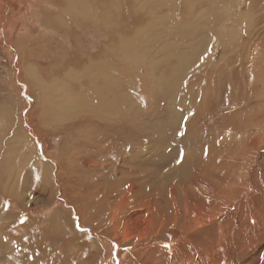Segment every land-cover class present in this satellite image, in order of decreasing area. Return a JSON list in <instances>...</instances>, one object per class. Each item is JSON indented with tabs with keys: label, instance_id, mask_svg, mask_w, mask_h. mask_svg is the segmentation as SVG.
Wrapping results in <instances>:
<instances>
[{
	"label": "rangeland",
	"instance_id": "1",
	"mask_svg": "<svg viewBox=\"0 0 264 264\" xmlns=\"http://www.w3.org/2000/svg\"><path fill=\"white\" fill-rule=\"evenodd\" d=\"M222 1L74 0L69 14L65 0L45 7L23 0L9 17L8 0H0V264H264V133L247 143L234 128L250 124L245 115L256 107L240 99L248 37L264 28V0ZM90 87L101 90L104 105L91 101ZM228 104L237 119L225 115ZM150 183L163 189L155 193ZM101 201L102 209H91Z\"/></svg>",
	"mask_w": 264,
	"mask_h": 264
},
{
	"label": "bare ground",
	"instance_id": "2",
	"mask_svg": "<svg viewBox=\"0 0 264 264\" xmlns=\"http://www.w3.org/2000/svg\"><path fill=\"white\" fill-rule=\"evenodd\" d=\"M3 2H4V0H2ZM23 0H8V8H7V11H8V16L12 13V9H13V7L17 4V3H19L20 4V2H22ZM66 1V3H64L65 4V6L63 7V11H65L66 13H69V14H75L74 13V7H73V1L74 0H65ZM224 1H226V0H224ZM224 1H222V2H224ZM228 1V0H227ZM226 1V2H227ZM241 1V0H240ZM248 1V0H247ZM263 1V0H262ZM25 2V1H24ZM29 2H32V3H34V2H36L37 4H40V5H42V6H44L46 3H50L51 2V0H29ZM230 2V1H229ZM233 2V1H232ZM238 2V1H237ZM244 2H245V0H244ZM252 2V1H251ZM259 2V1H258ZM199 3V2H198ZM225 3V2H224ZM257 3V2H256ZM36 4V6H38ZM228 4V3H227ZM235 4V3H234ZM240 4V3H239ZM250 4V3H249ZM248 4V5H249ZM22 5V4H21ZM34 5V4H33ZM76 5V4H75ZM219 5V4H218ZM220 5H222V4H220ZM224 5V4H223ZM228 5H231V4H228ZM233 5V4H232ZM231 5V6H232ZM243 5H245V4H243ZM20 6V5H19ZM83 6V5H82ZM88 6V5H87ZM87 6H86V8H87ZM200 6V5H199ZM205 6V5H204ZM204 6H202V7H204ZM240 6V5H239ZM251 6H253V5H251ZM262 6V5H261ZM16 7V6H15ZM18 7V6H17ZM22 7V6H21ZM34 7V6H33ZM45 7V6H44ZM221 7V6H220ZM223 7V6H222ZM224 7H225V5H224ZM223 7V8H224ZM228 6L226 5V8H227ZM249 7V6H248ZM4 8V7H3ZM40 8V7H39ZM49 9H50V7H48ZM53 8V7H52ZM88 8H89V6H88ZM200 8V7H199ZM231 8V7H230ZM235 8V7H234ZM238 8V7H237ZM243 8V7H242ZM257 8V7H256ZM48 9V10H49ZM188 9V8H187ZM250 9V8H249ZM4 10V9H3ZM37 10V9H36ZM35 10V11H36ZM47 10V9H46ZM47 10V11H48ZM217 10V9H216ZM227 10H228V8H227ZM233 10V9H232ZM247 10V9H246ZM260 10V9H259ZM6 11V12H7ZM15 11V10H14ZM30 11V10H29ZM34 11V10H33ZM76 11V10H75ZM83 11V10H82ZM204 11V10H203ZM223 11V10H222ZM252 11H254V13H256L255 12V10H252ZM37 12V11H36ZM35 12V16H36V13ZM39 12V11H38ZM41 12H42V10H41ZM187 12H189V11H187ZM191 12V11H190ZM209 12V11H208ZM208 12H207V14H208ZM232 12V11H231ZM246 12V11H245ZM250 12V11H249ZM262 12V11H261ZM29 13V12H28ZM40 13V12H39ZM202 13V12H201ZM236 13V12H235ZM247 13V12H246ZM245 13V14H246ZM252 13V12H251ZM21 14V13H20ZM200 14V13H199ZM204 14V13H203ZM227 14H228V12H227ZM230 14V13H229ZM1 15H3V14H1ZM50 15V14H49ZM59 15V14H58ZM83 15V14H82ZM89 15V14H88ZM218 15V14H217ZM222 15H224V14H222V12H221V16ZM254 15V14H253ZM253 15H252V17H253ZM6 16V15H5ZM19 16V15H18ZM24 16V15H23ZM31 16V15H30ZM43 16H45L44 14H43ZM78 16V15H77ZM206 16V15H205ZM232 16V15H231ZM235 16V15H234ZM4 17V16H3ZM10 17V16H9ZM12 17V16H11ZM17 17V16H16ZM29 17V16H28ZM83 17V16H82ZM207 17V16H206ZM209 17H211L210 15H209ZM208 17V18H209ZM24 18H27V16L26 17H24ZM49 18V17H48ZM51 18V17H50ZM58 18V17H57ZM213 18V17H212ZM215 18H218V17H215ZM222 18V17H221ZM225 18V17H224ZM4 19V18H3ZM9 19H11V18H9ZM44 19H47V18H44ZM80 19V18H79ZM220 19V18H219ZM241 19V18H240ZM244 19V18H243ZM1 20V19H0ZM20 20V19H19ZM72 20V19H71ZM83 20V19H82ZM87 20V19H86ZM208 20V19H207ZM231 20V19H230ZM252 20V19H251ZM46 21V20H45ZM69 21V20H68ZM209 21V20H208ZM223 21V20H222ZM234 21V20H233ZM8 22V21H7ZM13 22H14V20H13ZM13 22H11V23H13ZM39 22V21H38ZM37 22V23H38ZM47 22V21H46ZM82 22V21H81ZM207 22V21H206ZM228 22V20L226 21V23ZM41 23V22H40ZM43 23V22H42ZM41 23V24H42ZM71 23V22H70ZM238 23V22H237ZM247 23V22H246ZM4 24V25H3ZM9 24V23H8ZM14 24V23H13ZM82 24V23H81ZM200 24V23H199ZM217 24V23H216ZM230 24V23H229ZM232 24H233V22H232ZM236 24V23H235ZM248 24V23H247ZM11 25V24H10ZM45 25V24H44ZM3 26H5V23H4V21H2L1 20V22H0V33H3ZM232 26V25H231ZM237 26V25H236ZM12 27V26H11ZM203 27V26H202ZM214 27V26H213ZM222 27V26H221ZM253 27V26H252ZM261 27V26H260ZM205 28V27H204ZM226 28V27H225ZM239 28V27H238ZM253 28H255V27H253ZM258 28V27H257ZM44 29V28H43ZM47 29V28H46ZM216 29V28H215ZM241 29V28H240ZM246 29V28H245ZM222 30V29H221ZM223 30H224V28H223ZM222 30V31H223ZM232 30V29H231ZM234 30V29H233ZM243 30V29H242ZM256 30V29H255ZM5 31H6V29H5ZM103 31V30H102ZM203 31H205V30H203ZM209 31V30H208ZM213 31V30H212ZM211 31V33H213ZM217 31V30H216ZM253 31V30H252ZM11 32V31H10ZM202 32V31H201ZM206 32H207V30H206ZM210 32V31H209ZM227 32H228V30H227ZM229 32H232V31H230L229 30ZM235 32V31H234ZM250 32H251V30H250ZM203 33H205V32H203ZM223 33H224V31H223ZM236 33V32H235ZM255 35H251V37H248V47H247V51L246 52H248V54H247V57H246V64H247V74H246V87H247V89H246V92H247V94L245 95L246 97H244V99H240V103H241V105L242 106H249V105H251L252 103H255L256 104V107L254 108V109H252V110H250V112L247 114V115H245V116H247V117H249V118H251L249 121H251L250 122V124H249V122L246 120L245 122H240L239 121V123H240V125H237L236 127H234V128H238V136H241V137H243L242 139H246L247 140V143L249 142V141H251V140H253V138H254V136H256V134H258V133H264V84H263V82L262 81H264V28L262 29H257L256 31H255ZM11 34V33H10ZM206 34V33H205ZM219 34V32H217V34H216V36ZM226 34V33H225ZM228 34V33H227ZM226 34V35H227ZM230 34V33H229ZM249 34V33H248ZM6 35V34H5ZM221 35H223V34H221ZM220 35V36H221ZM237 35V34H236ZM247 35V34H246ZM215 36V37H216ZM224 36V35H223ZM28 37V36H27ZM69 37H71V36H69ZM218 37V36H217ZM216 37V38H217ZM4 38V37H3ZM227 38V40H228V38L229 37H226ZM232 38V37H231ZM230 38V41L232 40ZM244 39V38H243ZM1 41H2V39H0ZM27 40V39H26ZM218 40V39H217ZM220 40V39H219ZM224 40V39H223ZM210 41V40H209ZM234 41V40H233ZM3 42H5L4 40H3ZM17 42V41H16ZM25 42V41H24ZM23 42V43H24ZM212 41H210V43H211ZM225 41H223V43H224ZM22 43V44H23ZM37 43V42H36ZM209 43V44H210ZM213 43V42H212ZM3 44V43H2ZM7 44V43H6ZM13 45H14V42L12 43ZM231 44V43H230ZM244 44V43H243ZM12 45V46H13ZM16 45H17V43H16ZM217 45V44H216ZM216 45H214V47L216 46ZM19 46V45H18ZM228 46V45H227ZM232 46V45H231ZM10 47V46H9ZM20 47H22V46H20ZM64 47V46H63ZM232 47H236V46H232ZM24 48H25V46H24ZM32 48H37V47H32ZM228 48V47H227ZM230 48V47H229ZM245 48V47H244ZM98 49V48H97ZM212 49H213V47H212ZM16 50H18V48L16 49ZM216 50V49H215ZM214 50V51H215ZM232 50H236V48H234V49H232ZM238 50H240L239 48H238ZM13 51V50H12ZM64 51V50H63ZM209 51V50H208ZM208 51H207V53H208ZM217 51V50H216ZM243 51V50H242ZM15 52V51H14ZM19 52V51H18ZM195 52H197V51H195ZM195 52H193V54L195 53ZM23 53V52H22ZM26 53V52H25ZM75 53V52H74ZM240 53V51L238 52V54ZM24 54V53H23ZM22 54V55H23ZM53 54H55V53H53ZM62 54V53H61ZM71 54H73L72 52H71ZM196 54V53H195ZM231 54V53H230ZM242 54V53H241ZM214 55V54H213ZM233 55H235V54H233ZM232 55V56H233ZM243 55V54H242ZM66 56V55H65ZM74 56V55H73ZM77 56V55H76ZM85 56V55H84ZM96 56V55H95ZM104 56V55H103ZM196 56V55H195ZM231 56V57H232ZM20 57V56H19ZM22 57V56H21ZM61 57V56H60ZM63 57V56H62ZM67 57V56H66ZM191 57H193V56H191ZM220 57V56H219ZM228 57V56H227ZM70 58H72V57H70ZM96 58V57H95ZM115 58V57H114ZM211 58V57H210ZM222 58V57H221ZM239 58V57H238ZM28 58H26L25 57V60H27ZM31 59V58H30ZM72 59H74V58H72ZM102 59V58H101ZM101 59H100V62H101ZM111 59V58H110ZM229 59H230V56H229ZM21 60V59H20ZM33 60V59H32ZM68 60V59H67ZM78 60V59H77ZM23 61V60H22ZM68 61H70V60H68ZM73 61V60H72ZM71 61V62H72ZM183 61V60H182ZM210 61V60H209ZM28 62H29V60H28ZM62 62H63V60H62ZM89 62V61H88ZM99 62V63H100ZM108 62V61H107ZM193 62V61H192ZM205 62V61H204ZM214 62V61H213ZM215 62H217L216 60H215ZM21 63V62H20ZM33 63H34V61H33ZM48 63V62H47ZM51 63V62H50ZM70 63V62H69ZM68 63V64H69ZM98 63V62H97ZM98 63V64H99ZM199 63V62H198ZM210 63H211V61H210ZM221 63V62H220ZM238 63H240V62H238ZM28 64V63H27ZM64 64H66V63H64ZM74 64V63H73ZM102 64V63H101ZM105 64V63H104ZM122 64V63H121ZM207 64V63H206ZM30 65V64H29ZM43 65V64H42ZM41 65V66H42ZM60 65V64H59ZM62 65V64H61ZM70 65V64H69ZM116 65H118V64H116ZM187 65V64H186ZM217 65H219V64H217ZM234 65V64H233ZM32 66V65H31ZM77 66V65H76ZM75 66V67H76ZM82 66V65H81ZM102 66V65H101ZM123 66V65H122ZM188 66V65H187ZM204 66H205V64H204ZM210 66H211V64H210ZM214 66H216L215 64H214ZM213 66V67H214ZM229 66V65H228ZM34 67V66H33ZM32 67V68H33ZM44 67V66H43ZM105 67V66H104ZM114 67H115V65H114ZM206 67V66H205ZM204 67V68H205ZM217 67V66H216ZM225 67V66H224ZM88 68V67H87ZM92 68V67H91ZM90 68V69H91ZM96 68V67H95ZM39 69V67L37 68V70ZM210 69H212L211 67H210ZM222 69V68H221ZM242 68H240V70H241ZM33 70H34V68H33ZM41 70V69H40ZM73 70V69H72ZM97 70H98V68H97ZM118 70V69H117ZM23 71V70H22ZM32 71V70H31ZM49 71V70H48ZM66 71V70H65ZM71 71V70H70ZM100 71V70H99ZM223 71V70H222ZM230 71V70H229ZM29 71H27V73H28ZM33 72V71H32ZM37 72V71H36ZM36 72H34L37 76H38V72L36 73ZM47 72V71H46ZM60 72V71H59ZM59 72L57 73V74H59ZM75 72V71H74ZM91 72V71H90ZM108 72V71H107ZM213 72V71H212ZM242 72V71H241ZM254 72H260L258 75H256V76H253V74H254ZM21 73V72H20ZM54 73H56V72H54ZM76 73V72H75ZM89 73V72H88ZM92 73V72H91ZM186 73V72H185ZM203 73V72H202ZM206 73V72H205ZM215 73H216V71H215ZM66 74V73H65ZM69 74H70V72H69ZM95 74H96V72H95ZM100 74V73H99ZM113 74V73H112ZM204 74V73H203ZM209 75H210V72L208 73ZM225 74V73H224ZM227 74H228V72H227ZM239 74V73H238ZM24 75H25V73H24ZM28 75V74H27ZM26 75V76H27ZM33 75V74H32ZM39 75H41V74H39ZM211 75H212V73H211ZM216 75V74H215ZM30 76V75H29ZM106 76V75H105ZM214 76V75H213ZM231 76V75H230ZM23 77V76H22ZM42 77H43V75H42ZM60 77V76H59ZM70 77V76H69ZM109 77V76H108ZM201 77V76H200ZM222 77V76H221ZM32 78V77H31ZM30 78V79H31ZM34 78L36 79L37 77H35L34 76ZM63 78V77H62ZM81 78V77H80ZM208 78V77H207ZM240 78V77H239ZM26 79V78H25ZM28 79V78H27ZM34 79V80H35ZM40 79H42V78H40ZM51 79V78H50ZM58 79V78H57ZM57 79H55V80H57ZM61 79V78H60ZM68 79V78H67ZM81 79H83V78H81ZM89 79V78H88ZM87 79V80H88ZM171 79V78H170ZM205 79V78H204ZM219 79V78H218ZM226 79H228V78H226ZM33 80V81H34ZM39 80V79H38ZM69 80V79H68ZM67 80V81H68ZM239 80V79H238ZM242 80V79H241ZM27 81H29V80H27ZM31 81V80H30ZM35 81H37V79L35 80ZM100 81V80H99ZM172 81V80H171ZM200 81H202V80H200ZM199 81V82H200ZM232 81V80H231ZM18 82V81H17ZM32 82V81H31ZM39 81H37V82H35V83H38ZM65 82V81H64ZM69 82V81H68ZM96 82V81H95ZM106 82V81H105ZM198 82V81H197ZM214 82V81H213ZM219 82V81H218ZM227 82V81H226ZM242 82V81H241ZM258 82L260 83V84H262V85H259L258 84ZM16 83V82H15ZM23 83H25V82H23ZM29 83V82H28ZM45 83V82H44ZM50 83V82H49ZM62 83V82H61ZM99 83V82H98ZM98 83H96V84H98ZM103 83V82H102ZM220 83V82H219ZM67 84V83H66ZM95 84V83H94ZM175 84V83H174ZM211 84V83H210ZM27 85V84H26ZM25 85V86H26ZM35 85V84H34ZM61 85V84H60ZM202 85V84H201ZM99 86V85H98ZM228 86V85H227ZM20 87H21V85H20ZM66 87V86H65ZM81 87H84V86H80V88ZM107 87V86H106ZM114 87H116V86H114ZM174 87H175V85H174ZM199 87H201V86H199ZM206 87H207V85H206ZM216 87V86H215ZM224 87V86H223ZM19 88V87H18ZM22 88V87H21ZM49 88V87H48ZM71 88V87H70ZM74 88V87H73ZM98 88V87H97ZM97 88H94V87H90L89 88V90H88V93H89V95H90V97H91V101H93V100H98L99 98V96L101 95L102 96V92H101V90L100 89H97ZM204 88L205 87H203V90H204ZM237 88H239V86L237 87ZM34 89V88H33ZM50 89V88H49ZM53 89V88H52ZM59 89H60V87H59ZM58 89V90H59ZM62 89V88H61ZM67 89V88H66ZM201 89V88H200ZM228 89V88H227ZM245 89V88H244ZM22 90V89H21ZM32 90V89H31ZM36 90V89H35ZM39 90V89H38ZM47 90V89H46ZM55 90H56V88H55ZM83 90V89H82ZM81 90V91H82ZM206 90V89H205ZM230 90V89H229ZM16 91V90H15ZM25 91V90H24ZM28 91V90H27ZM40 91V90H39ZM44 91V90H43ZM54 91V90H53ZM62 91V90H61ZM65 91V90H64ZM85 91V90H84ZM207 91V90H206ZM215 91V90H214ZM226 91V90H225ZM224 91V92H225ZM236 91H238V89L236 90ZM31 92V91H30ZM30 92H29V94H30ZM33 92V91H32ZM31 92V93H32ZM37 92V91H36ZM46 92V91H45ZM56 92V91H55ZM85 92H87V91H85ZM209 91H207V93H208ZM219 92V91H218ZM229 92V91H228ZM239 92V91H238ZM44 93V92H43ZM69 93H70V91H69ZM74 93V92H73ZM214 93V92H213ZM227 93V92H226ZM229 93H231V92H229ZM244 93V92H243ZM24 94H26V93H24ZM34 94V93H33ZM39 94V93H38ZM45 94V93H44ZM57 94V93H56ZM113 94V93H112ZM209 94L211 95V93L209 92ZM43 95V94H42ZM219 95V94H218ZM37 96H39V95H37ZM51 96V95H50ZM56 96V95H55ZM80 96V95H79ZM208 96V95H207ZM206 96V97H207ZM228 96V95H227ZM231 96V95H230ZM235 96H236V93H235ZM234 96V97H235ZM241 96L242 95H240V97L239 98H241ZM40 97V96H39ZM38 97V98H39ZM46 97V96H45ZM72 97V96H71ZM113 97V96H112ZM116 97V96H115ZM214 97H215V95H214ZM237 97V96H236ZM47 98V97H46ZM56 98V97H55ZM58 98V97H57ZM59 98H61V97H59ZM64 98V97H63ZM203 98H204V96H203ZM220 98V97H219ZM227 98V97H226ZM231 98H233V97H231ZM230 98V99H231ZM20 99V98H19ZM33 99H35V98H33ZM53 99H54V97H53ZM76 99V98H75ZM81 99H82V97H81ZM236 99V98H235ZM234 99V100H235ZM238 99V98H237ZM71 100V99H70ZM77 100V99H76ZM115 100V99H114ZM32 101V100H31ZM99 101V100H98ZM204 101V100H203ZM238 101V100H237ZM57 102V101H56ZM79 102V101H78ZM81 102V101H80ZM79 102V103H80ZM230 102H232V100L231 101H229V103ZM236 102V101H235ZM36 103V102H35ZM38 103V102H37ZM75 103V102H74ZM85 103V102H84ZM87 103V102H86ZM85 103V104H86ZM92 103V102H91ZM99 103H101V104H103V102L102 101H99ZM115 103V102H114ZM217 103V102H216ZM82 104V103H81ZM118 104V103H117ZM236 104V103H235ZM234 104V105H235ZM98 105V104H97ZM104 105V104H103ZM218 105V104H217ZM38 106V105H37ZM69 106V105H68ZM96 106V105H95ZM110 106V105H109ZM233 106V105H232ZM236 106H237V104H236ZM29 107V106H28ZM53 107H55V108H57V109H59L60 111H61V109H63V108H65L63 105H59V103H56V104H54V106ZM234 107V106H233ZM251 107V106H250ZM36 108V107H35ZM50 108V107H49ZM95 108V107H94ZM99 108V107H98ZM116 108V107H115ZM118 108V107H117ZM116 108V109H117ZM227 110V112H226V116H228L227 118H232V120H234V119H237L235 116H234V113H233V111L231 110L232 108H231V105L230 104H228L226 107H225ZM238 108V107H237ZM243 108V107H242ZM241 108V109H242ZM52 109V108H51ZM66 109V108H65ZM89 109V108H88ZM91 109H92V107H91ZM96 109H97V106H96ZM220 110V109H219ZM243 110V109H242ZM25 111H26V109L23 107L22 108V114H23V116H24V118H23V121H24V124H25V127L24 128H26V131H30L29 133H28V136H30V137H33L34 136V134H35V128H33L32 127V125H30V119L28 120L26 117H25ZM32 111V110H31ZM96 111V110H95ZM105 111V110H104ZM221 111V113H222V110H220ZM225 111V110H224ZM223 111V112H224ZM37 112V111H36ZM68 112V111H67ZM87 112V111H86ZM100 112V111H99ZM112 112V111H111ZM244 112V111H243ZM242 112V113H243ZM247 112V111H246ZM54 113V112H53ZM80 113V112H79ZM91 113V112H90ZM7 115H8V113H6ZM51 114V113H50ZM83 114V113H82ZM81 114V115H82ZM85 114V113H84ZM96 114H99V113H96ZM116 114V113H115ZM120 114V113H119ZM238 114V113H237ZM245 114V113H244ZM53 115V114H52ZM91 115V114H90ZM105 115V114H104ZM221 115V114H220ZM219 115V116H220ZM240 115V114H239ZM6 116V115H5ZM28 116V115H27ZM77 116V115H76ZM86 116V115H85ZM88 116V115H87ZM222 116V115H221ZM224 116V115H223ZM238 116V115H237ZM109 117V116H108ZM225 117V116H224ZM20 118V117H19ZM37 120H40V115H38L37 114ZM86 118V117H85ZM97 118V117H96ZM119 118V117H118ZM121 118V117H120ZM119 118V119H120ZM240 118H242L243 119V117H241L240 116ZM245 118V117H244ZM46 119V118H45ZM77 119V118H76ZM81 119V118H80ZM87 119V118H86ZM89 119V118H88ZM106 119V118H105ZM225 119H226V117H225ZM224 119V120H225ZM239 119V118H238ZM89 120H91V119H89ZM103 120V119H102ZM229 120V119H228ZM241 120V119H240ZM243 120H245V119H243ZM52 121V120H51ZM84 121V120H83ZM92 121V120H91ZM97 121V120H96ZM114 121V120H113ZM119 121V120H118ZM97 122H99V121H97ZM121 122V121H120ZM119 122V123H120ZM223 121H221V123H222ZM226 122V121H225ZM229 122V121H228ZM233 122V121H232ZM8 123V122H7ZM20 123V122H19ZM23 123V122H22ZM55 123H57L56 121H55ZM111 123V122H110ZM227 123V122H226ZM234 123H235V121H234ZM104 124V123H103ZM121 124V123H120ZM223 124H225V123H223ZM229 124H230V122H229ZM35 125V124H34ZM42 125V123L40 124V126ZM105 125V124H104ZM122 125V124H121ZM214 125V124H213ZM218 125H220V124H218ZM232 125H234V124H232ZM40 126H39V128H40ZM45 127L47 126V122H45V125H44ZM111 126V125H110ZM227 126V125H226ZM1 127V126H0ZM57 127V126H56ZM232 127V126H231ZM48 128H50V127H48ZM53 128V127H52ZM60 128V127H59ZM63 128H64V126H63ZM115 128V127H114ZM223 128V127H222ZM233 128V129H234ZM43 129V128H42ZM46 129V128H45ZM89 128L87 127V128H85V130H88ZM92 129V128H91ZM95 129V128H94ZM104 129V128H103ZM112 129V128H111ZM44 130V129H43ZM57 130V129H56ZM82 130V129H81ZM84 130V131H85ZM52 131V130H51ZM90 131V130H89ZM211 131V130H210ZM228 131H229V129H228ZM231 131V130H230ZM44 132H46V131H44ZM50 132V131H49ZM109 132V131H108ZM222 132V131H221ZM211 133V132H210ZM214 133V132H213ZM52 134V133H51ZM108 134V133H107ZM198 134V133H197ZM207 134H209L208 133V131H207ZM218 134V133H217ZM226 134V133H225ZM228 134V133H227ZM49 135V134H48ZM47 135V136H48ZM196 135V134H195ZM206 135V134H205ZM204 135V136H205ZM214 135V134H213ZM220 135V134H219ZM258 135H260V134H258ZM24 136V135H23ZM78 136V135H77ZM203 136V135H202ZM227 136V135H226ZM229 136V135H228ZM233 136V135H232ZM36 137H38V136H36ZM54 137H55V135H54ZM84 137V136H83ZM195 137V136H194ZM209 137V136H208ZM223 137V136H222ZM262 137V136H261ZM199 138V137H198ZM211 138V137H210ZM214 138H216V137H214ZM213 138V139H214ZM228 138V137H227ZM234 138V137H233ZM238 138V137H237ZM257 138V137H256ZM87 139V138H86ZM200 139V138H199ZM198 139V140H199ZM241 139V138H240ZM241 139V140H242ZM36 140V142H39V139H35ZM66 140H67V138H66ZM78 140H80V139H78ZM202 140V139H201ZM221 140V139H220ZM255 140V139H254ZM69 141V140H68ZM67 141V142H68ZM81 141V140H80ZM210 141V140H209ZM208 141V142H209ZM222 141V140H221ZM224 141H226V140H224ZM11 142H14V141H11ZM15 142H17V141H15ZM42 142V141H41ZM71 142V141H70ZM70 142H69V144H70ZM238 142V141H237ZM240 142V141H239ZM252 142V141H251ZM24 143V142H23ZM26 143V142H25ZM93 143V142H92ZM195 142L193 141V143L192 144H194ZM203 143V142H202ZM205 143H207V142H205ZM213 143V142H212ZM247 143H246V145H247ZM17 144V143H16ZM29 144V143H28ZM43 144V143H42ZM191 144V145H192ZM208 144H210V143H208ZM207 144V145H208ZM227 144V143H226ZM225 144V146H227ZM232 144V143H231ZM236 144V143H235ZM15 145V144H14ZM32 145V144H31ZM191 145H190V148H191ZM204 145V144H203ZM212 145V144H211ZM216 145H218V144H216ZM221 145V144H220ZM220 145H218V147L220 146ZM246 145H244L245 147H246ZM20 145H18V147H19ZM43 146V145H42ZM197 146V145H196ZM195 146V147H196ZM199 146H202V144H200ZM213 146H214V144H213ZM236 146V145H235ZM252 146V144H249L248 145V149L250 148ZM14 147V146H13ZM15 147H17L16 145H15ZM24 147V146H23ZM26 147V146H25ZM29 147V146H28ZM70 147V145H68V148ZM195 147H193V148H195ZM209 147V146H208ZM216 147V146H215ZM229 147V146H228ZM236 147H238V145L236 146ZM116 148V147H115ZM188 148H189V146H188ZM211 148V147H210ZM241 148V147H240ZM13 149V148H12ZM11 149V150H12ZM31 149V148H30ZM60 149L62 150V147L60 146ZM77 149V148H76ZM84 149V148H83ZM199 149V148H198ZM201 149H202V147H201ZM201 149H199V151L200 152H202L201 151ZM209 149V148H208ZM214 149H216V148H214ZM213 149V150H214ZM217 149H219V148H217ZM223 149H225V148H223ZM223 149H221V150H223ZM242 149V148H241ZM26 150V149H25ZM68 150H70V149H68ZM67 150V151H68ZM78 150V149H77ZM85 150V149H84ZM117 150V149H116ZM119 150V149H118ZM184 150V149H183ZM188 150V149H187ZM190 150V149H189ZM189 150H188V154H189ZM205 150V149H204ZM207 150V149H206ZM231 150H232V148H231ZM238 150V149H237ZM19 151H20V148H19ZM33 151V150H32ZM41 151V150H40ZM72 151H73V149H72ZM185 151V150H184ZM191 151H193L192 149H191ZM194 151H196L195 149H194ZM220 151V150H219ZM218 151V152H219ZM228 151V150H227ZM14 152V151H13ZM17 152V151H16ZM36 152V151H35ZM118 152V151H117ZM217 152V153H218ZM229 152V151H228ZM243 150L240 152V150L239 151H237L236 152V154H240V157L239 158H243ZM12 153V152H11ZM22 153V152H21ZM28 153H29V151H28ZM32 153V152H31ZM39 153V152H38ZM198 153V152H197ZM205 153H206V151H205ZM208 153V152H207ZM211 153H213V151L211 152ZM220 153V152H219ZM218 153V154H219ZM7 154V153H6ZM23 154V153H22ZM35 154V153H34ZM37 154V153H36ZM35 154V155H36ZM82 154V153H81ZM118 154V153H117ZM186 154V153H185ZM200 154V153H199ZM214 154V153H213ZM235 154V153H234ZM15 155V154H14ZM19 155H20V153H19ZM38 155V154H37ZM47 155V154H46ZM80 155V154H79ZM87 155H88V153H87ZM197 155V154H196ZM201 155V154H200ZM203 155V154H202ZM217 155V154H216ZM7 156V155H6ZM9 156H10V154H9ZM8 156V157H9ZM22 156V155H21ZM32 157V155L30 154L29 155V157ZM64 156L65 157H67V155L66 154H64ZM75 156V155H74ZM84 156V155H83ZM193 156H195V155H193ZM208 156V155H207ZM234 156V155H233ZM14 157V156H13ZM27 157H28V155H27ZM30 157V158H31ZM38 157V156H37ZM49 157V156H48ZM87 157V156H86ZM130 157V156H129ZM19 158V157H18ZM29 158V159H30ZM36 158V157H35ZM47 158V157H46ZM7 160H9V158H6ZM5 159V160H6ZM20 159V158H19ZM23 159V158H22ZM32 159L34 160V158L32 157ZM39 159V158H38ZM64 159H66V158H64ZM129 159V158H128ZM195 159L197 160V157L195 156ZM208 159V158H207ZM10 160H12V158L10 159ZM24 160V159H23ZM40 160V159H39ZM50 160V159H49ZM125 160V159H124ZM209 160V159H208ZM214 160V159H213ZM215 160H217V159H215ZM36 161V160H35ZM98 161V160H97ZM130 161V160H129ZM133 161V160H132ZM132 161H131V163H132ZM203 161V160H202ZM223 161V160H222ZM9 162V161H8ZM27 162V161H26ZM29 162V161H28ZM51 162V161H50ZM66 162V161H65ZM94 162V161H93ZM124 162V161H123ZM206 162V161H205ZM211 162V161H210ZM19 163V162H18ZM52 163V162H51ZM67 163V162H66ZM65 163V164H66ZM201 163V162H200ZM209 163V162H208ZM213 163H214V161H213ZM236 163V162H235ZM30 164V163H29ZM41 164V163H40ZM54 164H56V163H54ZM53 164V165H54ZM64 164V165H65ZM203 164H204V162H203ZM207 164V163H206ZM212 164V163H211ZM239 164V163H238ZM9 165V164H8ZM20 165H21V163H20ZM19 165V166H20ZM24 165V164H23ZM31 165H33V164H31ZM43 165V163L41 164V166ZM45 165V164H44ZM49 165V164H48ZM57 165V164H56ZM88 165V164H87ZM4 166H6V165H4ZM25 166H26V164H25ZM25 166H23V168L25 167ZM38 166V165H37ZM133 166V165H132ZM22 167V166H21ZM43 167V166H42ZM47 167V166H46ZM57 167V166H56ZM61 167V166H60ZM60 167H59V170H60ZM200 167H201V165H200ZM4 167H2V169H3ZM5 168H7V167H5ZM52 168H54L53 166H52ZM131 168V167H130ZM34 169V168H33ZM44 169H45V167H44ZM137 169V168H136ZM139 169V168H138ZM6 170V169H5ZM18 170V169H17ZM21 170V169H20ZM32 170V169H31ZM37 170V169H36ZM54 170L55 169H53V172H52V176L50 177V178H52V177H54V174H55V172H54ZM199 170V169H198ZM4 171V170H3ZM16 171V170H15ZM25 171V170H24ZM33 171V170H32ZM91 171V170H90ZM135 171V170H134ZM233 171V169H231V172ZM27 172V171H26ZM29 172V171H28ZM57 172H58V170H57ZM60 172V171H59ZM230 172V174H233V173H231ZM2 173V172H1ZM18 173H20L19 172V170H18ZM17 173V174H18ZM44 173H45V171H44ZM48 173V172H47ZM50 173V172H49ZM90 173V172H89ZM198 173V172H197ZM16 174V175H17ZM37 175H39V176H41L42 174H43V171H40L39 169H38V171H37V173H36ZM46 174V173H45ZM200 174V173H199ZM226 174V173H225ZM29 175V174H28ZM51 175V174H50ZM222 175V174H221ZM224 175V174H223ZM222 175V176H223ZM20 176V175H19ZM198 178H199V176H197ZM203 177V176H202ZM220 177V176H219ZM224 177V176H223ZM229 177V179H232L233 177L232 176H228ZM2 178V177H1ZM8 178V177H7ZM27 178V177H26ZM30 178V177H29ZM33 178V177H32ZM48 178V177H47ZM103 178V177H102ZM126 178V177H125ZM225 178V177H224ZM242 178V173L240 172V170H236V178L235 179H241ZM5 179V178H4ZM4 179H3V181H4ZM36 179V178H35ZM43 182H44V180H45V177H41L40 178ZM97 179H99V178H97ZM103 179H105V178H103ZM118 179V178H117ZM123 179V178H122ZM26 180V179H25ZM29 180V179H28ZM116 180V179H115ZM119 180V179H118ZM127 180V179H126ZM1 181V180H0ZM32 181V180H31ZM36 181V180H35ZM34 181V182H35ZM211 181V180H210ZM55 182V181H54ZM102 182V181H101ZM105 182V181H104ZM112 182V181H111ZM208 182H209V180H208ZM1 183H2V181H1ZM4 183H5V181H4ZM25 183V182H24ZM47 183V182H46ZM99 183V182H98ZM115 183V182H114ZM230 183V182H229ZM15 184V183H14ZM22 184V183H21ZM111 184V183H110ZM142 184V183H141ZM145 183L143 182V185H144ZM151 184V183H150ZM225 183H223V185H224ZM45 185V184H44ZM48 185V184H47ZM57 185V184H56ZM93 185V184H92ZM102 185H103V183H102ZM101 185V186H102ZM105 185V184H104ZM149 185V184H148ZM41 184H39V182H37V188H41ZM54 186V185H53ZM78 186V185H77ZM112 186V185H111ZM147 186V185H146ZM150 186V185H149ZM153 186V188L154 189H152V191H154L155 193L156 192H159L161 189H163V184L162 183H152L151 184V187ZM196 186V185H195ZM211 186V185H210ZM1 187V186H0ZM3 187V186H2ZM2 187H1V189H2ZM24 187H25V185H24ZM99 187V186H98ZM105 187V186H104ZM110 187V186H109ZM197 187V186H196ZM204 187V186H203ZM228 187V186H227ZM101 188V187H100ZM142 188V187H141ZM168 188V187H167ZM3 189H4V187H3ZM3 189H2V192H3ZM59 189V188H58ZM92 189V188H91ZM111 189V188H110ZM206 189V188H205ZM50 190V189H49ZM87 190V189H86ZM171 190V189H170ZM54 191V190H53ZM59 191V190H58ZM172 191V190H171ZM212 191V190H211ZM1 192V193H2ZM26 192V191H25ZM164 192V191H163ZM10 193V192H9ZM22 194L24 193V192H21ZM204 193H206V192H204ZM216 193V192H215ZM11 194V193H10ZM26 194H27V192H26ZM87 194V193H86ZM99 195V194H98ZM229 195V194H228ZM53 196V195H52ZM68 196H71V195H68ZM80 196V195H79ZM84 196H86V195H84ZM217 196V195H216ZM95 197H97V196H95ZM211 197H212V195H211ZM229 197V196H228ZM73 198V197H72ZM87 198V197H86ZM99 198V197H98ZM15 199H17L20 203L22 202V198H20V197H18V196H15V198H14V200ZM70 199V198H69ZM82 199V198H81ZM84 201H86L85 199H84ZM13 202V201H12ZM17 202V201H16ZM67 202V201H66ZM71 202V201H70ZM87 202V201H86ZM76 203V202H75ZM74 203V204H75ZM88 203V202H87ZM78 204V203H77ZM82 204V203H81ZM200 204V203H199ZM215 204V203H214ZM239 204V203H238ZM23 205V204H22ZM79 205V204H78ZM203 205V204H202ZM76 206V205H75ZM105 206V203L103 202V201H101V202H99L98 204H96V205H91V209L92 210H94V211H96L97 212V210H99V209H102L103 207ZM112 206V204H110V206H108V210H106L107 212L109 211V208ZM22 207V206H21ZM70 207V206H69ZM73 207L74 206H72V209H73ZM189 207V206H188ZM199 207V206H198ZM202 207V206H201ZM208 207V206H207ZM77 209H78V206H77ZM179 209V208H178ZM241 210V209H240ZM186 211V210H185ZM241 211H243V210H241ZM240 212V211H239ZM238 212V213H239ZM26 213V212H25ZM67 213V212H66ZM242 213V212H241ZM240 215V214H239ZM241 216H242V214H241ZM232 218V217H231ZM247 218V217H246ZM9 219V218H8ZM221 220H222V218H221ZM33 221V220H32ZM226 221V220H225ZM232 222V221H231ZM72 223V222H71ZM185 223V222H184ZM191 225V224H190ZM239 228V227H238ZM182 230V229H181ZM55 231V230H54ZM77 234V233H76ZM239 234V233H238ZM56 235V234H55ZM237 235V234H236ZM53 236V235H52ZM74 236H75V234H74ZM240 238V237H239ZM73 239V238H72ZM243 239V238H242ZM246 239V238H245ZM182 241V240H181ZM183 242V241H182ZM193 242V241H192ZM109 244V243H108ZM174 244H175V242H174ZM184 244V243H183ZM66 245V244H65ZM70 245V244H69ZM68 246V245H67ZM183 246V245H182ZM107 247H108V245H107ZM185 247V246H184ZM183 247V248H184ZM264 247V246H263ZM189 248V247H188ZM184 251H185V249H184ZM233 251V250H232ZM179 252H180V250H179ZM188 253H190V252H188ZM180 254V253H179ZM187 256V255H186ZM183 257H184V255H183ZM191 257V256H190ZM177 258V257H176ZM175 258V259H176ZM262 258V257H261ZM179 259V258H178ZM194 259V258H193ZM14 260V259H13ZM168 260V259H167ZM172 260V259H171ZM177 260V259H176ZM181 260V259H180ZM198 261V260H197ZM169 262V261H168ZM177 262V261H176ZM228 263V262H227ZM235 263V262H234ZM215 264V263H214Z\"/></svg>",
	"mask_w": 264,
	"mask_h": 264
}]
</instances>
